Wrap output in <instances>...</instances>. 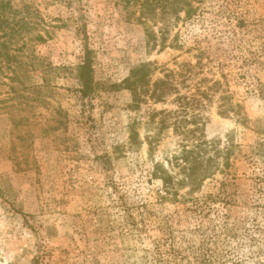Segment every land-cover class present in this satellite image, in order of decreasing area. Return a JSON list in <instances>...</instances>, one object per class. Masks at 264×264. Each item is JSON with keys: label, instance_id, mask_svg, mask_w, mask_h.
<instances>
[{"label": "rangeland", "instance_id": "1", "mask_svg": "<svg viewBox=\"0 0 264 264\" xmlns=\"http://www.w3.org/2000/svg\"><path fill=\"white\" fill-rule=\"evenodd\" d=\"M12 2L33 23L22 59L50 68L18 66L12 80L0 66V264H264V0H193L191 18L160 6L142 22L123 0ZM85 47L89 99L75 77ZM143 62L156 64L153 80L173 71L181 94L212 96L197 118L209 141L197 173L210 177H187L172 129L152 154L130 148L135 117L145 141L148 114L176 108H129L115 85ZM155 162L174 178L170 194Z\"/></svg>", "mask_w": 264, "mask_h": 264}, {"label": "trees", "instance_id": "2", "mask_svg": "<svg viewBox=\"0 0 264 264\" xmlns=\"http://www.w3.org/2000/svg\"><path fill=\"white\" fill-rule=\"evenodd\" d=\"M127 5L137 6L141 9L140 18L137 20L143 21L146 16L156 12V9L162 6L165 11L170 8V12L176 15L184 12L187 17L191 18L198 8L193 6V0H123ZM160 2H165L161 5ZM147 10V12H146ZM21 12L14 6L12 0H0V66L4 65L11 71V78L17 77L18 66H27L28 70L38 72L39 67L50 68L43 61H40L37 56L24 54L22 59L21 53L28 47L25 42L24 33L30 30L33 24L26 17H19ZM154 15V14H153ZM157 15V14H156ZM156 17V16H153ZM157 40H154V45H157ZM150 45V41L149 44ZM156 71V64L153 62H143L137 67H134L128 77L121 84L115 85L117 90L126 89L131 93V103L129 108L134 113H141L143 104L152 102L154 104H165L169 100L176 105L175 109H154L149 114L145 121V136L141 138L139 132V124L141 119L135 117L129 123V139L130 148L137 150L143 146L144 142L149 146V152L152 154L155 145L160 142L162 135L169 129H172L175 135L184 142L183 157L185 161L184 171H188V178L192 179L195 184L204 178L210 177L212 172L204 169L202 174H198V167L201 168L204 163V153L207 152L209 141L205 135V123H200L197 118L200 116L199 111L206 107V102L211 101V95L207 89L197 88L189 97L187 94H181L179 87L175 84V73L168 70L162 78L152 79ZM94 52L85 47L84 59L78 65L76 79L80 86L82 98L89 99L96 92L98 87L94 79ZM220 88V83L216 82L209 86V90L217 91ZM13 95H17L18 91L13 87L11 89ZM20 97H23L18 93ZM13 97V96H12ZM222 108V106H221ZM234 109V108H232ZM240 113V112H239ZM219 114L223 117L230 116L229 110H221ZM154 130V132H152ZM189 143V144H188ZM199 151L198 155L192 158L194 151ZM230 148L226 149V154H229ZM115 155H120L119 148L115 149ZM221 151L215 149V154L220 156ZM105 158V157H103ZM101 158V159H103ZM224 167H229V157L226 156ZM151 176L156 179H161L166 190V194H170L173 187V176L164 168V166L155 162Z\"/></svg>", "mask_w": 264, "mask_h": 264}]
</instances>
